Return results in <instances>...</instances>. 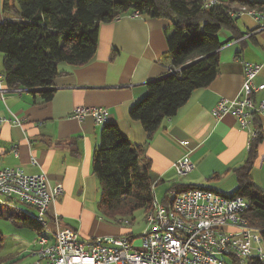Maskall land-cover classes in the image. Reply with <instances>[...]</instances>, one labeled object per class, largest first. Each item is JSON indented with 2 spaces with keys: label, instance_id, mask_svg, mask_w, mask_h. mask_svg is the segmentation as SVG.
Returning <instances> with one entry per match:
<instances>
[{
  "label": "crops",
  "instance_id": "obj_1",
  "mask_svg": "<svg viewBox=\"0 0 264 264\" xmlns=\"http://www.w3.org/2000/svg\"><path fill=\"white\" fill-rule=\"evenodd\" d=\"M8 1L16 7L15 0ZM2 3L0 0V24L6 18ZM235 23V34L224 29L217 34L218 76L206 88L193 91L174 117L163 119L150 140L128 113L146 96L148 83L175 72L167 54L171 20L124 15L99 25L92 59L82 66L60 65L47 102L42 101L38 90L5 88L0 53V118L10 120L0 126V170L20 168L31 176L45 174L50 187L61 186L60 197L47 210L49 230L78 229L80 240L123 235L120 228L103 227L94 220L99 186L91 166L105 123L116 124L123 137L141 149L137 167L141 171L148 166L154 195L155 189H161L156 198L160 202L173 185L223 197L234 194L238 187L235 170L248 158L249 135L231 115L216 119L210 112L220 99L237 95L246 64L262 65L255 84H264V32L245 12L236 15ZM254 100L256 104L264 102V89ZM77 107L104 110L106 122L100 125L91 117L71 118ZM258 121L261 139L255 147L249 178L264 191V118L258 117ZM183 157L194 168L178 178L172 165ZM18 210L34 214L31 209ZM31 244L26 251L29 257Z\"/></svg>",
  "mask_w": 264,
  "mask_h": 264
},
{
  "label": "trees",
  "instance_id": "obj_2",
  "mask_svg": "<svg viewBox=\"0 0 264 264\" xmlns=\"http://www.w3.org/2000/svg\"><path fill=\"white\" fill-rule=\"evenodd\" d=\"M12 7L3 0L6 15L0 24L2 82L6 89L38 90L42 101L51 99L58 67L82 66L89 62L97 46L98 27L124 15L171 20L167 30V54L171 70L147 85V94L129 110V118L141 124L147 140L165 118L174 117L195 90L206 88L218 76L217 34H235L240 12L264 13V3L248 0L217 2L205 8V0H15ZM244 165L235 170L238 187L231 197L249 203L248 224L264 241V191L253 185L249 170L260 141V125ZM141 149L121 134L118 126L105 123L99 146L92 158V173L99 186L97 216L118 228L116 221L133 222L136 212L146 214L151 206L153 179L148 166L141 171L137 162ZM177 192L192 188L173 185ZM201 190V189H200ZM167 192L164 201L167 198ZM230 198V197H227ZM20 223L41 235L40 224L27 213L0 205V219ZM132 239L130 231L122 233ZM44 235V234H42ZM46 235V234H45ZM0 234V245L2 243ZM249 264H261L249 262ZM264 264V263H262Z\"/></svg>",
  "mask_w": 264,
  "mask_h": 264
},
{
  "label": "built area",
  "instance_id": "obj_3",
  "mask_svg": "<svg viewBox=\"0 0 264 264\" xmlns=\"http://www.w3.org/2000/svg\"><path fill=\"white\" fill-rule=\"evenodd\" d=\"M214 4V1L206 3L205 8ZM251 17L257 29L264 32V13L255 15L252 11ZM261 68L262 65L246 64L237 95L233 99H220L210 112L216 119L231 115L239 128L248 132L250 144L257 137L255 119L264 118V102L256 104L254 100L255 94L264 89V84H255ZM86 117H91L96 124L106 122V114L100 108L77 107L71 114L76 120ZM7 122L10 120L0 118V126ZM31 163L35 164V160ZM193 168L186 157L172 165L178 178L187 176ZM8 176H18L19 184L8 183ZM61 193L60 185L49 186L45 174L31 176L20 168L0 170V201L20 202L34 212L31 217L41 227H49L48 207ZM166 196L163 202L157 200L158 216L149 221L137 238L114 235L80 240L76 230L58 228L54 232L50 230V247H43V237L38 234L30 251L37 253V261L31 264H234V261L262 264L261 234L244 217L249 209L245 199L230 197V202H221L213 197L188 196V190H184L183 198L176 199V207L168 208V196H175V189H169ZM172 211L184 214L189 227L175 224ZM54 220L57 224L58 218ZM184 239H191V246H184ZM137 240L138 244H134ZM201 249H214L216 259L202 257Z\"/></svg>",
  "mask_w": 264,
  "mask_h": 264
},
{
  "label": "rangeland",
  "instance_id": "obj_4",
  "mask_svg": "<svg viewBox=\"0 0 264 264\" xmlns=\"http://www.w3.org/2000/svg\"><path fill=\"white\" fill-rule=\"evenodd\" d=\"M160 190V187L155 189V195L157 199L159 198ZM98 201L99 198L96 201V204L98 203ZM96 204L95 206H97ZM11 207L17 209L27 208L18 201H12ZM94 213L96 215L95 217H97L96 219L94 218V220L95 222L97 221L98 225H101L103 227H114L113 224L103 222L98 218L97 209L95 207ZM145 216L146 214H144L142 211H138L134 214L133 222L132 224L129 223L128 227H124L122 224H119V221H116V224H119L118 228L121 229L122 233L124 232V230L130 231L133 237H137L140 236L146 228ZM0 234L2 235L3 239L0 245V264H31L35 262L36 259L32 256L29 257L26 253L29 244L33 243V240L36 238L35 236L37 234L34 231L23 228L20 223L11 222L7 219L1 218ZM134 244H138V240L135 241ZM260 248H262V250L264 251V244L261 243ZM32 249V246H30L29 250L31 251Z\"/></svg>",
  "mask_w": 264,
  "mask_h": 264
},
{
  "label": "bare ground",
  "instance_id": "obj_5",
  "mask_svg": "<svg viewBox=\"0 0 264 264\" xmlns=\"http://www.w3.org/2000/svg\"><path fill=\"white\" fill-rule=\"evenodd\" d=\"M206 7V4L205 6ZM248 15L252 16V11L245 12ZM255 15H262L260 13L255 12ZM100 125L104 124V122H100ZM8 183L10 184H19V177L18 176H8ZM188 196H197V197H213L219 199L221 202H230V198L220 196L212 191L208 190H200V189H191L188 190ZM183 192L175 191V196H168V208H175L176 207V199H182ZM12 201H0V205L4 207H9L11 209H17L11 207ZM18 210V209H17ZM159 214V204L157 199L152 193V202L149 211L146 213L145 216V225L146 227L149 225V221L152 220L155 216ZM172 219L179 227H189V220L185 217L184 214L180 213L179 211H172ZM119 224H122L124 227H128L129 221L128 220H119ZM121 225V226H122ZM43 237V247H50L51 246V232L48 227H41ZM46 234V235H45ZM264 244V241L260 238V244ZM184 246H191V239H184ZM262 256H264V251L260 248ZM30 256L34 257L37 261V253L29 252ZM201 256L206 257L208 259H216V251L214 249H201ZM264 263V260H262ZM234 264H247L241 261H234Z\"/></svg>",
  "mask_w": 264,
  "mask_h": 264
}]
</instances>
